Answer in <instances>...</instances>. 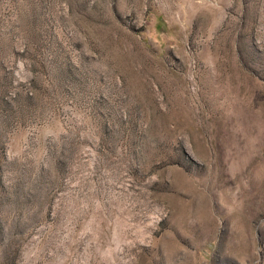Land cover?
<instances>
[{
	"label": "rangeland",
	"instance_id": "rangeland-1",
	"mask_svg": "<svg viewBox=\"0 0 264 264\" xmlns=\"http://www.w3.org/2000/svg\"><path fill=\"white\" fill-rule=\"evenodd\" d=\"M0 264H264V0H0Z\"/></svg>",
	"mask_w": 264,
	"mask_h": 264
}]
</instances>
